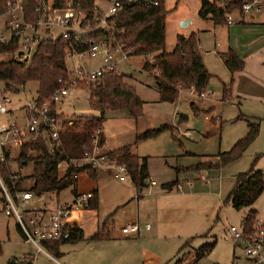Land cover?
I'll return each instance as SVG.
<instances>
[{
	"label": "rangeland",
	"instance_id": "374dc122",
	"mask_svg": "<svg viewBox=\"0 0 264 264\" xmlns=\"http://www.w3.org/2000/svg\"><path fill=\"white\" fill-rule=\"evenodd\" d=\"M213 1V0H208ZM202 0H164L166 14V51L171 52L177 42V36L185 37L195 34L201 43V54L210 71L219 62L215 52V46L223 44L225 34L221 33L225 25H215L211 16L202 18L199 10ZM235 14V18H237ZM5 17H0V23ZM4 40L9 39V33L1 31ZM216 34V35H215ZM118 71L126 74V81L131 84L139 98L143 101L142 115L133 118L125 109L106 110L102 121L101 131L104 144L99 147L101 154H108L110 151L125 145H132V151L148 161V171L145 183L154 180L156 185L144 187L140 195L152 191H160L162 185L176 180L187 184L186 179L191 183H198L196 187L189 188L190 195L184 197L166 196L160 202V215L162 223L160 226L153 219H148V208L150 204L146 201L137 205L138 190L128 173H118L125 176L121 181L114 171L107 168H100L97 180H92L87 172L77 173L75 183L61 191L59 197L55 193H46L41 196L33 194L31 200L23 205V209H39L54 207L57 202L73 198L76 189H90L92 186L98 188L99 208L97 211H86L83 218L82 228L86 236H91L100 231L102 224L109 227L113 235L108 241L101 242L98 246L109 248L115 251L108 256L103 264H232L234 253L244 257V251L232 236L229 228L232 224L241 225L247 208L242 210L234 209L225 199L234 187L235 177L240 172L248 171L254 161L247 159V155L237 159L233 163L218 166L219 152L228 151L233 144L244 135L238 130L240 125L244 128V122L232 124L226 111L219 107L213 108L211 102L216 95L208 98H200L196 91L182 90L175 102H161L159 92L155 86L154 78L142 69L143 58L130 56L128 61L118 53ZM9 56L0 54L1 59H9ZM220 57V56H219ZM132 63V65L130 64ZM103 65L102 56L90 58L87 55H69L66 58V67L71 79L86 78L91 70L100 68ZM141 67V68H140ZM223 67V66H221ZM207 68V67H206ZM208 70V69H207ZM209 72V71H208ZM79 83L78 86L69 87L66 96L60 98L56 103V114L71 116L91 111L90 92L88 82ZM214 81L211 79L204 89L206 94L211 93V86ZM4 83L0 81V90H3ZM38 82L31 81L25 85L15 86L9 92L11 103L7 112L0 113V125L7 124L10 120L23 126L26 123L25 104L28 101H35L37 96ZM195 101L199 106V112H194L190 102ZM212 107V111L209 110ZM214 117L212 121L207 116ZM180 115L187 116V119L180 122ZM247 120V119H246ZM252 120V119H249ZM163 126V129L155 137L142 139L137 142L138 134ZM238 127V128H236ZM242 128V129H243ZM235 131H238L234 138ZM239 136V138H238ZM101 137V136H100ZM238 138V139H236ZM7 140L5 135L0 134V142ZM8 141V140H7ZM5 149H9V168L18 172L21 177L27 176L32 171V164L19 165V145L8 141ZM2 147L0 146V155ZM246 155V156H245ZM208 163L214 166L205 167L189 173H176V166ZM78 165L84 161L75 162ZM66 171V162L62 161L58 167L59 176ZM200 174L207 176L208 180H201ZM0 177L2 174L0 172ZM3 180V178H2ZM195 181V182H194ZM210 183L208 186L206 183ZM33 183L31 179H24L22 185L25 187ZM176 186V185H175ZM174 186V187H175ZM148 188V189H147ZM1 190V185H0ZM164 190V189H163ZM166 190V189H165ZM175 190V188H174ZM195 192L196 194H191ZM180 201L183 210L172 211L164 204ZM175 203L169 208H175ZM257 211V219L264 220V192L253 204ZM96 214V215H95ZM139 222L142 229L150 224L151 230L158 227L159 234L151 231L145 232L139 237L128 235L123 237L119 232L128 223ZM17 221L14 217L5 213L4 203L0 199V240L2 253L0 264H9L14 259L21 261L27 256H32V264H58L62 263L63 256L49 257L46 253L38 252L31 243H26L17 231ZM119 240V241H116ZM190 245L186 246V242ZM216 241L214 248L204 256L197 259L196 249L201 245ZM77 245L72 243L62 244L60 250L66 257L75 253Z\"/></svg>",
	"mask_w": 264,
	"mask_h": 264
},
{
	"label": "trees",
	"instance_id": "16d2710c",
	"mask_svg": "<svg viewBox=\"0 0 264 264\" xmlns=\"http://www.w3.org/2000/svg\"><path fill=\"white\" fill-rule=\"evenodd\" d=\"M82 9L91 16L92 7L96 0H80ZM218 0H202L199 16L211 19L216 24L224 23L225 11L218 5ZM227 11H235L234 8L226 7ZM166 14L164 0H158L156 5H146L145 0H124L120 10L110 19L113 30L108 37H113L114 44L120 45L128 56L143 58L142 69L149 72L159 92L161 102H175L183 89H193L198 94L207 87L211 74L208 72L202 58L199 40L193 33L188 37L178 35L177 42L171 52L166 51ZM243 14V13H241ZM71 41L65 42L62 38L42 41L33 55L30 65L10 57L0 60V81L7 89L25 85L31 81L38 82L35 102L40 105L49 100L54 92L61 87L59 78L67 81L70 77L66 67V48ZM78 50L86 48V45L71 44ZM17 48V40L0 42V54L8 55ZM221 58L231 73L240 70L243 61L233 52L223 53ZM90 92V108L97 115L73 114L62 116L56 114V102L50 103V113L62 119L63 127L59 132V139H52L47 133L36 140H27L20 146L17 161L19 165L32 164L29 175L21 177L18 172L9 168V152L4 151L5 161H0V172L3 181L9 191H30L37 196L46 193H55L59 197L61 191L75 183L77 173L87 172L92 180L96 181L100 168L92 165H78L71 159L82 157L85 147L91 149L94 131L101 129L106 110L125 109L133 118L142 115L143 101L139 98L135 88L126 81V74L112 71L106 74L101 81L88 82ZM225 94L228 88L225 87ZM196 113V104L191 103ZM248 132L225 152L218 155V166L227 165L240 158L259 133V123L256 120L247 121ZM167 126L144 131L137 136V142L142 139L155 137ZM100 143L103 144L100 137ZM110 160L128 167L138 192L147 186L145 179L148 177V161L146 157L134 154L130 145H125L110 151ZM256 160V159H255ZM65 161L66 171L59 176V164ZM253 162L248 171L241 172L235 177V184L225 203L230 204L236 210L247 208L241 224L250 228L257 219V211L253 204L264 192V171L255 167ZM208 164V163H206ZM204 163L187 168H176V173L193 171L203 168ZM208 167L214 165L208 164ZM24 179H31L33 183L25 187ZM178 183L177 179L163 184L162 187L171 189ZM91 199V211H97L99 207L98 189H94ZM0 199H4L0 190ZM82 211L71 216L69 225L64 229L61 239L44 243V247L54 256L60 255V246L64 243H76L84 240H96L105 236L104 225L100 231L87 237L82 225ZM19 231L20 227L17 224ZM216 241L201 245L196 252L199 259L211 251ZM2 244L0 240V254ZM33 257L27 256L14 264H32Z\"/></svg>",
	"mask_w": 264,
	"mask_h": 264
},
{
	"label": "built area",
	"instance_id": "2783aa9c",
	"mask_svg": "<svg viewBox=\"0 0 264 264\" xmlns=\"http://www.w3.org/2000/svg\"><path fill=\"white\" fill-rule=\"evenodd\" d=\"M124 0H96L92 7V14L88 18L87 13L82 9L80 0H0V17H5L0 23V32H8L9 39L4 40L0 33V42L17 40L16 50L8 54L25 65H30L38 45L45 40L56 41L62 38L69 42L66 48V55H87L90 58L102 56L103 65L100 68L91 70L86 78L64 79L59 78L61 87L57 89L49 100L38 105L35 101H28L25 104L27 122L19 126L10 120L7 124L0 125V134L14 145L21 146L27 140H36L46 133L54 140L59 139V132L62 129V119L50 113V103L59 102L60 98L68 94L69 87L78 86L79 83L98 82L112 71H118L120 60L116 59L120 53L123 59H129L128 54L120 45L114 44L113 37L108 34L113 30L110 19L120 10ZM146 5H156L158 0H145ZM218 5L225 11L226 23H235L234 14H256L264 20V0H218ZM234 8L235 11H227L226 7ZM86 45L81 51L71 44ZM4 86L0 90V112H7L11 103L9 92ZM206 95L205 91L199 94ZM0 142L2 152L0 161H5L4 149L8 142ZM91 149L86 146L82 157L71 159L84 161V164L97 168H107L110 172L128 173V167L109 159L107 154L99 152L100 129L94 131ZM67 165V164H66ZM120 180L125 176L118 175ZM155 184V181H150ZM1 190L4 195L3 203L5 213L16 219L17 224L26 241L31 242L39 252L46 253L45 242L61 239L64 229L69 225L70 218L74 213L82 211V214L91 208L93 192L78 193L66 203H59L54 207L39 209H23V205L32 199L30 191H15L12 194L0 178ZM181 189V185L177 184ZM141 192L138 194L140 195ZM91 211V210H90ZM150 224H147V228ZM140 230L138 222H131L121 228L125 235H137ZM232 236L244 251V257L234 253L232 264H264V220L256 219L250 228L244 225L232 224L229 228Z\"/></svg>",
	"mask_w": 264,
	"mask_h": 264
},
{
	"label": "crops",
	"instance_id": "0c3cea01",
	"mask_svg": "<svg viewBox=\"0 0 264 264\" xmlns=\"http://www.w3.org/2000/svg\"><path fill=\"white\" fill-rule=\"evenodd\" d=\"M236 16H237V18H235V16H233L235 19V23L230 24V25L227 24L226 21L224 23H221V24H216L211 19V21L213 22V25H214L213 31H215V28H217L215 25H225L226 26V27H223L222 32H221V33L225 34V37H224L223 44H219L217 47L215 46V52L217 54H219L218 55L219 62L217 64H215L216 65L215 68H213L210 71V68H208V65L204 61L205 59L202 57L205 66L207 67L209 73L211 74V78L209 81H211V79L214 81L213 85H209V86H211V88H212L211 90H213V91H211V93L209 92L208 94H206L202 98L206 99V98L210 97L211 95H216L215 98L211 100L212 104L215 103L212 105V107L216 108V107L220 106L222 111H226L227 112L226 117H230L229 120H226V121H230L232 124H234V126H236V124H240L241 122H244L245 123V125H243L244 128L242 127V125H240L241 127H239V129H238L240 131V133H243L242 135H244V134L246 135V133L248 132L247 121L249 119L258 121L259 133H258L257 137L255 138V140L245 150V152L243 153L242 156H244V154H246L248 160L256 161L255 162L256 168L264 171V20H263L262 16L256 15V14H239ZM197 39H198V37H197ZM199 47L201 49L200 40H199ZM229 51H233L238 56V58H240L243 61L242 68L240 70L233 72V73H231L229 71V69L226 67V65L224 64V62L221 58V55L223 53H227ZM130 64L132 65V63H130ZM221 66H223V67H221ZM225 87L228 88V93H226V94L224 93ZM183 90H187V89H183ZM191 90L194 91L193 89H188V91H191ZM192 102H194L196 104L195 101H191L190 106H191ZM212 107L210 106L209 108H211V109L202 110V111H204V112L212 111L213 110ZM196 108H197L196 112L200 113L198 105H196ZM56 110L57 109H55V111ZM25 111H26V109H25ZM0 113H2V112H0ZM78 114L97 115L98 113L91 109V111H85L84 113L78 112ZM212 115L213 114L211 113V116H207L206 118L208 121L211 120L212 121L211 124L214 125L215 123L213 121L215 119ZM185 119H187V116L180 115V122L182 120H185ZM211 121H209V122H211ZM26 122H27V113H26ZM236 128H238V127H236ZM101 134H102V131L100 129V136L102 138ZM237 134H238V131H235V134L233 137L235 138L237 136ZM238 138H239V136H238ZM238 138H236V139H238ZM102 141L104 144L103 138H102ZM4 150L9 152V149L8 150L4 149ZM131 150H132V145H131ZM132 152L134 153V151H132ZM134 154H136V153H134ZM136 155H138V154H136ZM235 161H237V160H235ZM235 161H233V162H235ZM233 162H231V163H233ZM200 163H202V162H200ZM206 165H208V164H206V162H204L203 168L207 167ZM190 166H192V165H187V166L179 165V166H176L175 168H177V167L187 168ZM148 168H149V165H148ZM193 171H196V170H193ZM193 171L179 172L178 174L189 173V172H193ZM149 173L150 172L148 171V175H149ZM176 177H177L176 179L178 181L177 184H180L182 186L181 189H179L177 184H176V186L172 187L171 189H166V188L162 187V189H160V191H152V192L148 191V194H145V195H139L138 194L137 195L136 199H137L138 208H140V204L147 201L150 204V207L148 208L149 215L147 218L153 219L154 222L157 224V226H160L162 223V218L160 215L161 199H163L166 196H176L178 198L184 197L186 195L187 191H190L189 188H193V187L195 188L196 185L198 184V183H191L188 179H186L187 184L185 183L184 185H182V183L179 182L180 180H178V176H176ZM199 178L201 180H206V181L208 180L207 176H205L204 174H200ZM121 181L124 182L125 179L121 180ZM150 181H154V180L150 179ZM148 184L151 185L150 183H148ZM148 184H147V186L149 188ZM155 185H156V183L152 184V186H155ZM208 185H210L209 182L206 183V185H204V186H208ZM174 188H175V190H174ZM94 189H96V188H94V186H92V188H90V189H83V190L76 189L74 192L73 198L78 193H84V192H89V191L92 192ZM98 194H99V192H98ZM191 194H196V193L191 192ZM189 195H190V193H187V197ZM71 200L65 201V203L69 202ZM163 202L168 207L169 210L179 211V212H181L183 210V208H181V204L178 203V202H180L178 200L176 201V203L175 202L167 203L165 201H163ZM59 203H61V202L58 201L57 204H59ZM174 203H175L176 207L175 208H169ZM85 213L86 212H84L82 215L83 218H84ZM102 226H103V224H102ZM101 227L99 226V228H101ZM151 229H152V227L147 228L146 225L142 229V227L140 225L139 233L137 235H134L133 237H139V236L143 235V233H145V232L150 233L151 231H154V233L159 234L158 227L154 230H151ZM17 231L20 234V236L22 237V239L25 241V238H24L22 232H20L18 228H17ZM104 231H105V236L101 239L84 240V241L72 243V244L77 245V247L75 249V253L70 255V257H66L64 255V252L60 250L61 253H60L59 257L63 256L62 259H64V260L62 263L58 262V264H103L105 262V260L108 259L107 257L112 256L113 255L112 253H115V251L112 249H109V248L104 249V247H102V246H98V247H96V246L98 244H101V242L111 240L110 238L113 235L116 236V234L112 233L111 230L109 229V227H105V225H104ZM119 233L121 235H124L123 237H126V238L130 237L128 235L123 234L122 232H119ZM87 237H89V236H87ZM116 241H119V240H116ZM26 243H28V241ZM1 244H3L2 241H1ZM185 245L186 246L190 245V241H187ZM45 251H46V254L49 257H51L50 256L51 253L47 249ZM48 253H50V254H48ZM51 255L53 256V254H51ZM12 261H14V263H15L14 259ZM12 261L9 264H14Z\"/></svg>",
	"mask_w": 264,
	"mask_h": 264
},
{
	"label": "water",
	"instance_id": "95a60500",
	"mask_svg": "<svg viewBox=\"0 0 264 264\" xmlns=\"http://www.w3.org/2000/svg\"><path fill=\"white\" fill-rule=\"evenodd\" d=\"M14 263V261H12Z\"/></svg>",
	"mask_w": 264,
	"mask_h": 264
}]
</instances>
